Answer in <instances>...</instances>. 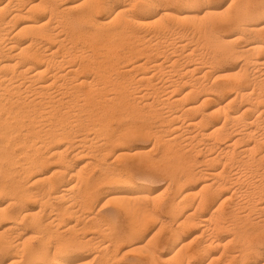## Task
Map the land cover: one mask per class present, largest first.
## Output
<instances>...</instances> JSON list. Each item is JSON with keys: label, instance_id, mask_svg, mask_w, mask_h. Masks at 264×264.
<instances>
[{"label": "bare ground", "instance_id": "obj_1", "mask_svg": "<svg viewBox=\"0 0 264 264\" xmlns=\"http://www.w3.org/2000/svg\"><path fill=\"white\" fill-rule=\"evenodd\" d=\"M220 9L211 0H0V264H85V245L97 264H119L120 246L135 255L127 264H264V218H253L264 214V0ZM207 43L243 58L234 79L206 56ZM133 133L153 137L159 157L128 149ZM120 145L143 172L170 169L162 240L164 225L141 234L167 190L110 162ZM203 150L211 154L196 170ZM77 158L87 161L75 169ZM197 177L199 194L184 187ZM233 183L247 188L220 203ZM102 191L128 215L126 230L87 213ZM80 215L92 225L86 241L75 236L89 227Z\"/></svg>", "mask_w": 264, "mask_h": 264}, {"label": "rangeland", "instance_id": "obj_2", "mask_svg": "<svg viewBox=\"0 0 264 264\" xmlns=\"http://www.w3.org/2000/svg\"><path fill=\"white\" fill-rule=\"evenodd\" d=\"M65 2V1H64ZM64 2H61V3H64ZM211 3L212 4H217V5H221V9H220V11L223 13V12H226L225 10H226V8H227V5H228V0H211ZM226 7V8H225ZM221 13V14H222ZM223 16H225V13L223 14ZM221 18H223L222 16H220ZM220 18V19H221ZM208 20H219V18L218 17H211V18H208ZM184 25V26H183ZM182 26V27H181ZM186 26H188V23H183L182 25H180V28H185ZM151 29V28H150ZM153 29V28H152ZM151 29V30H152ZM150 30V31H151ZM154 30V29H153ZM152 30V31H153ZM150 41V40H149ZM149 41L147 42V44H149ZM237 44H239V43H237ZM236 44V45H237ZM211 45V49L210 48H208V46H210ZM210 45L207 43V45L206 46H204V47H206L205 48V51L203 50L204 48H202L201 49V47H203V46H201L200 47V49L202 50V52L204 51V53L206 54V56L207 57H210V58H214L215 56H216V60H219V62L221 63V67H223V68H225V69H227V70H230V71H228L227 73H226V77H227V79H230V80H232V78L234 79V77L236 76L235 74L237 73L238 74V72L240 71V68H241V66H242V62H243V58H240V57H235L234 58V60L232 59H227V58H225V56H221V55H219L220 54V52H217L216 50H215V48H213V46H212V44L210 43ZM206 49H209V50H206ZM212 49H213V52H212ZM210 50H211V53H210ZM218 53H216V52ZM206 52H208V53H206ZM214 53V54H213ZM216 53V54H215ZM210 55H212V56H210ZM219 55V56H218ZM218 57V58H217ZM220 58V59H219ZM225 59V60H224ZM226 59H227V61H226ZM237 59V60H236ZM239 59V60H238ZM231 61V62H230ZM235 61V62H234ZM228 62V63H227ZM233 62V63H232ZM227 63V64H226ZM233 64V65H232ZM239 64V65H238ZM247 75H249L250 77H252V78H254V77H256V74L254 73V72H248L247 73ZM234 76V77H233ZM228 96H230V94H227ZM228 96H224L223 97V99H226V98H228ZM226 97V98H225ZM231 99V98H230ZM229 99V100H230ZM238 103H240V105L242 106V112H245L246 111V105H248L249 104V102L248 101H246V100H240V101H238ZM226 104V103H225ZM126 121V120H125ZM141 124V123H140ZM148 124V125H147ZM151 122H145L144 124L142 123V125L143 126H151ZM114 126H115V128H117V126H116V123L114 124ZM131 135V137L129 136L128 137V140H127V148L128 149H133V150H141V151H143L144 153H146V154H144V156L146 157L147 155L149 156V157H154V158H158L159 157V155H160V150H158V148H154L153 146H154V138L153 137H151V136H149V137H142L140 134H138V133H133V134H130ZM152 138H153V140H152ZM130 139V140H129ZM225 142H223V144H224ZM121 145L120 146H115V147H113V148H111L110 149V151L108 152V155L110 156L109 157V161L110 162H113L114 161V163L113 164H117V166H118V164H119V166H118V168L119 169H123V170H128L127 172L129 173V175H131V176H133V177H136V178H138V175H139V180L140 181H142V182H151L150 184H148V185H153L152 187L156 190V191H164L166 188H168V186L170 185V179H171V175H170V169L168 168V167H166L167 165H163L164 163H162V165H158L157 167H155V168H145L146 170H144V172L143 171H141V170H139L138 168H137V162H138V160L140 159V156H134L133 157V155H131L132 154V151L130 152V155H129V151H121L122 149H121ZM138 147V148H137ZM140 147V148H139ZM121 149V150H120ZM152 152H154V153H152ZM154 150H157V151H154ZM263 150V151H262ZM261 150V152H263L264 153V147H263V149ZM113 151V152H112ZM199 151V150H198ZM201 152V151H200ZM203 152V153H202ZM200 154H202L201 155V157L200 156H198L199 155V153H197V152H195L194 153V155L196 154V157L198 158H196L198 161L195 163V168H197L196 170H200V169H202V167H204V168H206L204 165V159L206 158V157H208V156H210L209 155V153L207 152V151H205V150H203ZM125 153H127L128 155H129V157H127V156H125L126 154ZM148 153H151V154H148ZM208 153V154H207ZM121 154V155H120ZM125 154V155H124ZM154 154V155H153ZM211 154V153H210ZM214 154H215V152H214ZM113 155H115V156H113ZM151 155V156H150ZM117 156V157H116ZM130 156H132V157H130ZM143 156V157H144ZM111 158V159H110ZM117 158V159H116ZM121 159V161H120V159ZM130 158H132V159H130ZM204 158V159H203ZM78 159H81V160H78ZM126 159V160H125ZM75 160H77V161H75ZM74 160V164H72V168H75V169H77L78 167H81V166H83V165H85V163H86V159H84V162L82 161L83 160V158H77V159H75ZM117 160V161H116ZM119 160V161H118ZM202 160H203V162H202ZM79 161V162H78ZM124 161V162H123ZM131 162V163H129V162ZM116 162H118V163H116ZM121 163L122 164H124V165H121ZM204 164V165H201V164ZM197 164V165H196ZM216 164V165H215ZM214 165H211L210 166V168L212 167H215V166H217L219 169H222L223 168V165H220L219 163H215ZM76 165V166H75ZM202 167H201V166ZM222 166V167H220V166ZM78 166V167H77ZM196 166H198V167H196ZM128 167V168H127ZM195 168H193L194 170H195ZM48 169V170H47ZM51 169L52 168H50V167H47L46 168V172L45 173H47V175L49 174H51ZM72 170V169H71ZM74 170V169H73ZM195 170V171H196ZM49 173H48V172ZM140 172H143L144 173V175L142 176H140ZM151 174V175H150ZM154 175V176H153ZM149 177V178H148ZM150 177H152V178H150ZM168 177V178H167ZM143 178V179H142ZM154 178V179H153ZM146 179H148V180H146ZM201 182H200V181ZM205 180V178H199V177H197L196 179H194V180H192V181H190V184L189 183H185L184 184V187H185V189L187 190V189H191L192 187V189H193V193H197V194H199V191H200V189H201V185H202V183H203V181ZM193 181H195V182H193ZM197 181V182H196ZM187 184V185H186ZM193 184V185H192ZM197 184V185H196ZM236 184V185H235ZM235 185V186H234ZM188 186V187H187ZM230 186V187H229ZM228 187L226 186V187H224L223 188V190L218 194V199H219V201H220V203H221V201H223V200H225L226 199V197H230V196H232V194H233V192H236V189H239L240 187H242V188H247V186L246 187H243V186H239V184H237V183H233V184H231V185H229ZM232 186V187H231ZM226 188L228 189V190H226ZM230 188V189H229ZM232 188V189H231ZM167 190V191H166ZM165 191V194L166 195H164L165 197V200H163V198H157L156 197V200H155V204L157 205V207H155L154 206V204H153V206H152V204H151V210H152V208H153V210L152 211H154L153 212V215L155 216V219L153 220L154 221V224H153V222H152V226H151V223L149 224V225H147L145 228H144V230H143V232H142V234H141V237L142 238H147V239H149V237L150 236H152L154 233H156L163 225V227H166L165 229H163V231H165V232H163L162 230L161 231H159L158 232V236H157V238L158 239H160V240H162L166 235H167V225H169V221L171 220V219H169V218H167V217H169V216H167L168 214H167V212H166V210H165V208H161L160 207V204H163V203H165V202H167L166 200L168 199V197L170 196V194H172L171 192H172V190L171 189H166ZM225 191H229V192H225ZM233 191V192H232ZM105 192V191H104ZM104 192L102 191L100 194H99V196H98V199H97V202H94L93 203V206L90 208V209H88L87 210V213H93V214H95V215H99L98 217H99V219L100 218H102V219H100V221H102V224H103V226L104 225H106V226H104L105 228L107 227L108 228V226L109 227H112L113 226V228H117V229H120V230H126L127 228H128V226H129V219H128V215L127 214H124V213H121V212H118V210H117V208H116V206H115V204L113 205L112 203H110V202H107V198H106V195L104 194ZM225 192V193H224ZM196 194V195H197ZM225 196V197H224ZM220 197H221V199H220ZM162 199V200H161ZM234 199H236L235 201H239V199L237 200V198H235L234 197ZM105 202H107L106 203V206L104 207L103 205H105ZM98 203V204H97ZM33 205V204H32ZM226 206H228V205H226ZM230 206V205H229ZM95 207V208H94ZM98 207V208H97ZM103 207V208H102ZM226 208V207H225ZM228 208V207H227ZM156 209V210H155ZM101 210V211H100ZM162 212V213H161ZM243 212V211H242ZM86 212H84V214H83V216L84 215H86L87 214ZM164 214V215H163ZM252 214H254V213H252ZM158 215V216H157ZM263 215V216H262ZM82 215H80V217H81ZM79 217L80 218V220L78 219V221H79V225H81L82 226V228H83V225L84 224H86L87 223V219L85 218L84 219V217ZM263 217L264 218V214H261L260 216L258 215V213L256 212V214H254L253 215V218L254 217H256V218H258V217ZM157 217V218H156ZM159 217V218H158ZM83 219V220H82ZM127 219V220H126ZM159 219V220H158ZM82 220V221H81ZM106 220V221H105ZM167 220V221H166ZM156 221V222H155ZM166 223H165V222ZM84 222V223H83ZM86 222V223H85ZM164 222V223H163ZM168 222V223H167ZM157 223V224H156ZM163 223V224H162ZM165 224H167V225H165ZM175 225L173 226V227H175L177 224L176 223H174ZM156 225V226H155ZM158 225V226H157ZM4 227L3 225H0V232H2L3 231V229H2V227ZM87 226H89V227H86V229L84 230V229H82L81 231L80 230H78L79 232H77L76 234H75V236L78 234V238L80 237V238H82L84 241H86L85 240V236L87 235V234H90L91 233V230H89L90 228H91V226L92 225H90V224H88L87 223ZM161 226V227H160ZM25 227V226H24ZM62 228L64 227V226H61ZM27 228V230L29 229V231L31 230V228L29 227V226H27L26 225V227L24 228V229H26ZM81 228V227H80ZM148 229V230H147ZM82 231L84 232L83 234H82ZM194 231V232H193ZM198 231L199 230H197V229H193V230H190V231H188V232H185L184 234H183V237L185 238V240H190V241H192L195 237H196V234L198 233ZM81 232V233H80ZM189 232H191V233H189ZM85 233H87V234H85ZM165 233V234H164ZM189 234V235H188ZM69 235V234H68ZM67 235V236H68ZM70 237H71V235H69ZM82 236V237H81ZM186 236V237H185ZM195 236V237H194ZM77 237V236H76ZM100 238V237H99ZM82 240V241H83ZM101 240V238L99 239V240H97V241H100ZM188 240V241H189ZM83 241V242H84ZM196 243L197 242H199V240H197V241H195ZM259 242V244H260V250H261V252H262V254H263V256H264V238H261V241L259 240L258 241ZM91 249H90V248ZM121 247V248H120ZM120 247H118V252L116 251V253L118 254V256H119V258L121 259V257H122V255L123 256H125L124 258L122 257V260H119L118 262H120L119 264H127V263H130L129 262V260L130 261H132V258H135L134 256V254H129L128 253V249L126 248V246L124 247V246H120ZM96 247H94V246H89V245H85L84 247L82 246V250H81V254H84V255H87L88 256V259L84 262L85 264H92L91 263V261L93 260V264H97V261H94V257H95V254L97 253V249H95ZM151 249H154V250H156L157 252H165L167 249L165 248V247H163V246H157V245H155V244H153V245H151V247H150ZM117 249V248H116ZM88 250V251H87ZM96 250V251H95ZM85 251V252H84ZM95 251V252H94ZM120 251V252H119ZM217 251V252H216ZM219 251L220 250H215V253H219ZM89 253V254H88ZM126 255H127V257H126ZM130 255V256H129ZM126 258V259H125ZM135 262V261H134ZM133 262V263H134Z\"/></svg>", "mask_w": 264, "mask_h": 264}]
</instances>
